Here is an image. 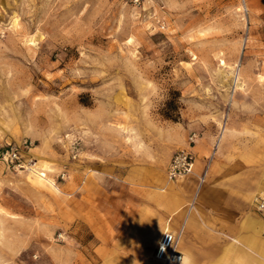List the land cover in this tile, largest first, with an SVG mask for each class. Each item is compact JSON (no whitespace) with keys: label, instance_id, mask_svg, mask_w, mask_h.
Instances as JSON below:
<instances>
[{"label":"rangeland","instance_id":"1","mask_svg":"<svg viewBox=\"0 0 264 264\" xmlns=\"http://www.w3.org/2000/svg\"><path fill=\"white\" fill-rule=\"evenodd\" d=\"M245 6L0 0V264H180L157 257L160 239L117 243L120 221H107L116 240L101 246L89 189L103 214L104 194L123 210L129 172L162 171L174 185L193 176L169 179L175 152L191 150L196 170L201 137L253 103L236 100L248 79L264 80V54L250 52L264 13ZM263 194L251 199L262 216Z\"/></svg>","mask_w":264,"mask_h":264},{"label":"crops","instance_id":"2","mask_svg":"<svg viewBox=\"0 0 264 264\" xmlns=\"http://www.w3.org/2000/svg\"><path fill=\"white\" fill-rule=\"evenodd\" d=\"M245 3L253 16L264 13V0ZM257 37L254 31L250 52L264 54V39L259 43ZM247 85L252 90L239 92L236 100L253 103L234 109L216 136L201 137L197 167L186 183L170 184L162 171L129 172L120 179L126 183L120 190L123 210L104 194L98 199L103 214L96 211V192L89 189L88 225L101 246L116 237L126 245L147 238L154 243L170 232L180 234V264H264V216L251 203L257 191L264 193V80L251 78ZM201 175L204 182L196 193ZM109 220L113 227L116 221L121 225L113 240L106 230Z\"/></svg>","mask_w":264,"mask_h":264},{"label":"built area","instance_id":"3","mask_svg":"<svg viewBox=\"0 0 264 264\" xmlns=\"http://www.w3.org/2000/svg\"><path fill=\"white\" fill-rule=\"evenodd\" d=\"M135 2H140L141 0H134ZM245 10L248 9L245 6ZM195 134L190 137V142H195ZM196 165V158L191 150L189 149H179L175 152L170 162L168 168L169 179L174 182L176 180L182 179L190 174L194 173V168ZM204 181V177L201 178V183ZM258 209L264 211V194L255 198ZM176 240V241H175ZM164 244H166V249L161 253H157V257L162 260H168L169 262L180 261V255L176 253L175 245L177 239L173 234L167 233L164 236Z\"/></svg>","mask_w":264,"mask_h":264},{"label":"bare ground","instance_id":"4","mask_svg":"<svg viewBox=\"0 0 264 264\" xmlns=\"http://www.w3.org/2000/svg\"><path fill=\"white\" fill-rule=\"evenodd\" d=\"M223 64H225V62L223 61L222 62ZM237 74V73H236ZM237 79H239V78H237ZM168 230V229H167ZM167 233H170V232H165L164 234H163V236H162V238H161V240H160V243H159V246H158V249H157V251H156V253H161L163 250H165L166 249V244H164V236L167 234ZM170 234H172V233H170ZM173 236H175V238H176V235H174L173 234ZM177 239V238H176ZM176 241V240H175ZM180 259V261L179 262H181V260H182V258L180 257L179 258Z\"/></svg>","mask_w":264,"mask_h":264}]
</instances>
